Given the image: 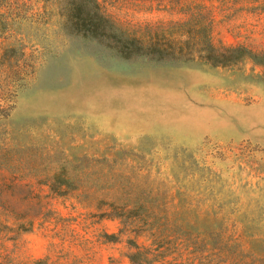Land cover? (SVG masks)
<instances>
[{
    "label": "rangeland",
    "instance_id": "obj_1",
    "mask_svg": "<svg viewBox=\"0 0 264 264\" xmlns=\"http://www.w3.org/2000/svg\"><path fill=\"white\" fill-rule=\"evenodd\" d=\"M98 1L138 34L175 26L179 38L187 30L178 25L201 17L215 46L264 53V0ZM58 9L43 0L0 4V149L10 151L0 159V264H132L129 241L149 245L122 235L121 220L104 218L109 209L98 195L82 189L60 198L36 179L15 178L11 153L25 159L31 145L52 151L45 164L72 155L88 157L75 162L80 168L102 171L119 162L150 188L178 174L190 188L201 182L238 205L232 224L249 222L246 238L264 242V68L249 60L207 68L125 59L67 34ZM241 249L222 258L200 251L194 264H232L233 256V264H259L264 244Z\"/></svg>",
    "mask_w": 264,
    "mask_h": 264
},
{
    "label": "trees",
    "instance_id": "obj_2",
    "mask_svg": "<svg viewBox=\"0 0 264 264\" xmlns=\"http://www.w3.org/2000/svg\"><path fill=\"white\" fill-rule=\"evenodd\" d=\"M4 1L0 0V4ZM43 2L62 9L58 18L61 25L69 29L67 34L98 42L125 59L146 57L157 62L207 68H225L249 60L264 68V53H255L244 47L215 46L212 26L204 23L201 17L178 25V29L187 32L177 38L173 34L175 26L145 34L124 29L105 14L98 0ZM17 19H21L20 16ZM194 49L200 51L194 52ZM46 152L47 149L39 151L31 145L25 150V159L11 153V159L17 165L9 171L15 178L20 175L21 179H36L39 186L48 187L56 197L66 198L82 189L88 192L89 197L98 195L99 198L95 199L97 204L109 209L102 216L121 220L122 235L133 234L136 240L145 238L149 243L145 247L135 240L129 241L132 252L128 258L132 264H194L200 251L222 258L235 247L236 252L243 251L241 248L246 245L250 251L254 244H264L262 237L253 233L245 237L249 222L245 226L236 221L232 224L231 216L240 212L235 202L214 196L215 188H206L201 182L190 188L188 179L178 174L173 181L161 182L156 188H150L139 183V176L125 175L119 162L115 166L112 160L111 165L102 171L95 170L94 166L80 168L76 164L81 165L88 157L72 155L56 164H45L52 159V151L45 155ZM120 154V151L114 153L113 159H118ZM9 155V150L0 149V159H8ZM92 163L99 165L93 159ZM183 166V171H187V165ZM104 171L108 173H101ZM197 171L207 172L200 167ZM149 191L155 193L154 198L142 195ZM238 225L241 226L240 232H233ZM233 257L228 262L233 264ZM241 260L238 259L236 264H248ZM259 264H264V250Z\"/></svg>",
    "mask_w": 264,
    "mask_h": 264
}]
</instances>
